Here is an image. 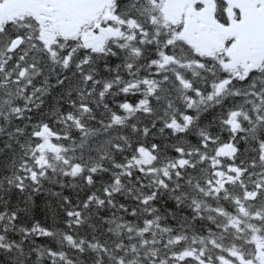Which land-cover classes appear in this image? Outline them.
<instances>
[{"label": "snow or ice", "instance_id": "1", "mask_svg": "<svg viewBox=\"0 0 264 264\" xmlns=\"http://www.w3.org/2000/svg\"><path fill=\"white\" fill-rule=\"evenodd\" d=\"M0 264H264V0H0Z\"/></svg>", "mask_w": 264, "mask_h": 264}]
</instances>
